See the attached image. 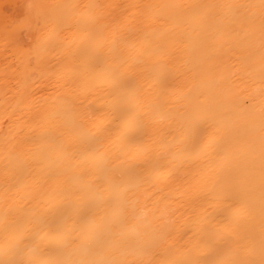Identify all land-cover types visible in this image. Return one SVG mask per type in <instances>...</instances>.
I'll return each mask as SVG.
<instances>
[{
    "label": "bare ground",
    "instance_id": "bare-ground-1",
    "mask_svg": "<svg viewBox=\"0 0 264 264\" xmlns=\"http://www.w3.org/2000/svg\"><path fill=\"white\" fill-rule=\"evenodd\" d=\"M2 4L0 264H264V0Z\"/></svg>",
    "mask_w": 264,
    "mask_h": 264
},
{
    "label": "rangeland",
    "instance_id": "rangeland-1",
    "mask_svg": "<svg viewBox=\"0 0 264 264\" xmlns=\"http://www.w3.org/2000/svg\"><path fill=\"white\" fill-rule=\"evenodd\" d=\"M6 0H0V5H1V3L3 2V6H1L3 9L5 8V10H4V12L6 13V14H8L9 12H12V13H9V15L10 16H12V18H13V20H15V18H16V22L17 21H19L21 18H22V16H20V18H19V14L20 15H22L23 14V12H22V9H23V6L25 7L26 5L25 4H27V3H29L31 0H26L25 1V3H23L24 1H22V0H11L10 2H8L7 4H8V6L7 5H5V2ZM17 1H18V4H17ZM27 1H29V2H27ZM21 3H22V9H21ZM11 4H12V6H11ZM13 4H14V8L16 9V13H14L15 11H14V9L12 10V7H13ZM18 6H19V9H17L18 8ZM9 9H8V8ZM8 10V11H7ZM19 10H21V11H19ZM18 11V12H17ZM12 14H14V15H12Z\"/></svg>",
    "mask_w": 264,
    "mask_h": 264
}]
</instances>
